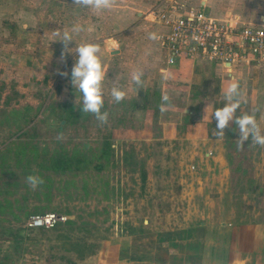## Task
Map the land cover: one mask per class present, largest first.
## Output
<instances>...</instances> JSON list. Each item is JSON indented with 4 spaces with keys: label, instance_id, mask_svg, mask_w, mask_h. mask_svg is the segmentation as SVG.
I'll use <instances>...</instances> for the list:
<instances>
[{
    "label": "rangeland",
    "instance_id": "374dc122",
    "mask_svg": "<svg viewBox=\"0 0 264 264\" xmlns=\"http://www.w3.org/2000/svg\"><path fill=\"white\" fill-rule=\"evenodd\" d=\"M154 3L114 0L111 9L95 11L72 0H0V264H150V249L163 248L154 232L200 219L204 203L238 208L232 217L238 225L253 213L259 220L264 215V147L251 142L226 149L231 173L223 184L208 180V196L196 201L197 168L182 158L188 149L169 143L164 131L173 105L159 110L155 71L161 55L148 38L154 26L144 19ZM249 4L264 15V0ZM74 25L84 31L73 34L71 55L61 62V43L52 33ZM82 43L101 45L106 124L80 111V93L70 84L75 48ZM137 69L145 73L139 88L131 80ZM113 86L126 93L119 104L110 96ZM255 103L243 101L238 109L251 108L261 123L264 108ZM28 175L44 184L32 190ZM46 213L66 221L53 228L27 226ZM222 219L231 217L223 213ZM136 251L143 260L134 258Z\"/></svg>",
    "mask_w": 264,
    "mask_h": 264
},
{
    "label": "crops",
    "instance_id": "0c3cea01",
    "mask_svg": "<svg viewBox=\"0 0 264 264\" xmlns=\"http://www.w3.org/2000/svg\"><path fill=\"white\" fill-rule=\"evenodd\" d=\"M159 1L161 0H155L151 9ZM177 1L187 7L204 10L210 17L222 22H230L238 26H264V15H258L252 10L250 0ZM149 13L144 17L145 20L149 18ZM236 17H239L238 21ZM150 23L154 26L153 33L156 36L167 31L161 25ZM155 41L161 55V66L156 65V80L161 85V94H168L173 105L171 111L173 120L165 123L164 131L166 136L170 137L169 143L175 140L182 150L188 149L189 155L186 152L182 158L194 164L193 169L197 168L196 172L192 171L196 175L195 181L192 182L196 188L192 189L196 191V201H199L204 194L208 196L205 189L208 180H222L221 184H223L225 177L227 178L231 173L226 160L228 153L225 151L230 145H237L235 141L239 135V129L230 122L224 130L225 136L217 138L214 135L216 121L211 116L217 108L225 105L224 93L233 81L239 84L240 103L253 100L257 106L264 108L262 103L264 102V63H238L232 65L230 71L225 69L227 65L190 59H181L176 65L169 66L166 51L158 39ZM110 52L120 54V52ZM165 74L168 79H164ZM207 106L209 107L205 110ZM239 109L236 110V117L246 113L252 114L251 108L245 113ZM261 115L262 121L260 123L258 115L257 123L262 135L264 120L263 114L260 113ZM177 131L182 136L173 138L172 135ZM245 142H251V136ZM217 192L220 193V191L214 193L218 194ZM198 210L199 215L201 214L200 219H191L179 229L172 228L165 231L157 229L154 232V240L161 241L159 243H162L163 248L158 251L157 246L152 252L150 249L151 260L154 259L150 264H264V215L259 220V215L255 216L253 213L251 217L246 216V221L238 225L239 222H234L232 217L236 218L239 210L238 208L234 210L231 204L225 207L220 203H204L198 206ZM223 213L229 214L231 222L222 219ZM135 253V259L143 260L142 252ZM158 256H164L166 259L157 263L155 261ZM133 263L138 264L136 260H129L124 264Z\"/></svg>",
    "mask_w": 264,
    "mask_h": 264
},
{
    "label": "built area",
    "instance_id": "2783aa9c",
    "mask_svg": "<svg viewBox=\"0 0 264 264\" xmlns=\"http://www.w3.org/2000/svg\"><path fill=\"white\" fill-rule=\"evenodd\" d=\"M148 16L147 20L167 29L157 37L169 66L190 59L227 65L225 69L230 71L238 63H264V26L222 22L177 0L159 1ZM65 221L60 215L46 213L31 217L27 226L53 228Z\"/></svg>",
    "mask_w": 264,
    "mask_h": 264
},
{
    "label": "clouds",
    "instance_id": "9594fccd",
    "mask_svg": "<svg viewBox=\"0 0 264 264\" xmlns=\"http://www.w3.org/2000/svg\"><path fill=\"white\" fill-rule=\"evenodd\" d=\"M114 0H72V5L78 8H87L95 11H102L111 9ZM239 20V17H236ZM25 28L28 26L25 24ZM84 29L80 25H74L70 30H64L52 33L53 38L59 37L61 43V62L65 61L67 55H71L70 44L73 43V34H79ZM88 32L94 31L89 27ZM150 40L159 39L156 34L151 33L148 37ZM101 51L99 43H82L75 48V62L70 71V84L72 88L77 90L81 96L82 107L80 111L84 114H92L100 124L108 122V112H102L104 106L102 82L105 79V69L102 66L101 59L98 53ZM61 76L69 77L68 72H61ZM145 73L137 69L132 72L131 80L136 88L143 85V76ZM164 79H168L165 74ZM110 96L115 103L119 104L124 100L126 93L118 86H113L110 89ZM240 91L237 82H231L225 90L224 100L225 105L222 108H217L211 116L216 121V128L214 135L217 138L225 136V129L232 122L239 129L238 139L235 141L239 148H243L244 142L251 136V144L264 147V135L260 134V128L256 120L255 114H244L236 117V110L240 107ZM170 106V97L168 94H163L161 97V104L159 110L164 113ZM207 106L205 110L208 108ZM57 139H63L62 134L58 135ZM26 183L32 190H36L39 186L44 184V180L38 175H28Z\"/></svg>",
    "mask_w": 264,
    "mask_h": 264
},
{
    "label": "trees",
    "instance_id": "16d2710c",
    "mask_svg": "<svg viewBox=\"0 0 264 264\" xmlns=\"http://www.w3.org/2000/svg\"><path fill=\"white\" fill-rule=\"evenodd\" d=\"M106 154H107V152H106ZM67 162V160L65 159V161H64V163H66ZM66 164H68V163H66ZM67 223H71V221H67Z\"/></svg>",
    "mask_w": 264,
    "mask_h": 264
}]
</instances>
